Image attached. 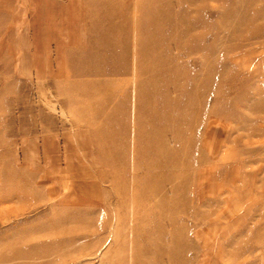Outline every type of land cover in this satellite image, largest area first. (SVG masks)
I'll return each instance as SVG.
<instances>
[{"label": "rangeland", "instance_id": "obj_1", "mask_svg": "<svg viewBox=\"0 0 264 264\" xmlns=\"http://www.w3.org/2000/svg\"><path fill=\"white\" fill-rule=\"evenodd\" d=\"M0 264H264V0H0Z\"/></svg>", "mask_w": 264, "mask_h": 264}, {"label": "bare ground", "instance_id": "obj_2", "mask_svg": "<svg viewBox=\"0 0 264 264\" xmlns=\"http://www.w3.org/2000/svg\"><path fill=\"white\" fill-rule=\"evenodd\" d=\"M165 256V255H164ZM159 262H160V260H159Z\"/></svg>", "mask_w": 264, "mask_h": 264}]
</instances>
